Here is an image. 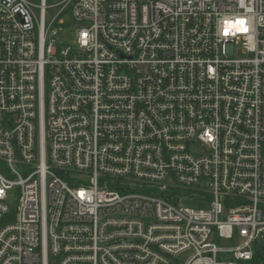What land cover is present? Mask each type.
<instances>
[{"label":"built area","instance_id":"obj_1","mask_svg":"<svg viewBox=\"0 0 264 264\" xmlns=\"http://www.w3.org/2000/svg\"><path fill=\"white\" fill-rule=\"evenodd\" d=\"M36 1L0 0V264L264 255V0Z\"/></svg>","mask_w":264,"mask_h":264},{"label":"rangeland","instance_id":"obj_2","mask_svg":"<svg viewBox=\"0 0 264 264\" xmlns=\"http://www.w3.org/2000/svg\"><path fill=\"white\" fill-rule=\"evenodd\" d=\"M53 0L49 1V4H52ZM39 0H37L35 3L39 4ZM60 7L58 8H54V9H48L47 10V15H48V20L50 21L51 19L54 18V16L59 12ZM38 9H36V12L38 13ZM62 20H64V22L67 25H70V17L69 16H63L61 17ZM75 39V33H74V29H72V27H67L61 31H59L57 33V35L55 36V40L58 44H71L73 43ZM181 205L183 207H188V208H195V209H202V208H206L207 205L198 201V200H193V199H185L181 202ZM240 242H242L241 240H235V241H227L226 245L228 246H236L238 244H240Z\"/></svg>","mask_w":264,"mask_h":264},{"label":"trees","instance_id":"obj_3","mask_svg":"<svg viewBox=\"0 0 264 264\" xmlns=\"http://www.w3.org/2000/svg\"><path fill=\"white\" fill-rule=\"evenodd\" d=\"M246 264H264V255H257L253 261Z\"/></svg>","mask_w":264,"mask_h":264}]
</instances>
